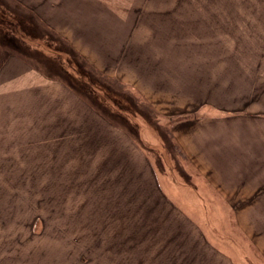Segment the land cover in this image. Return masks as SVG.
Masks as SVG:
<instances>
[{
	"label": "rangeland",
	"instance_id": "rangeland-1",
	"mask_svg": "<svg viewBox=\"0 0 264 264\" xmlns=\"http://www.w3.org/2000/svg\"><path fill=\"white\" fill-rule=\"evenodd\" d=\"M31 3L0 4V70L9 61L0 72V264H188L189 259L197 261V249L203 250L198 239L199 246L195 243L193 218L203 220L204 216L208 237L223 250L239 257L245 251L257 253L232 228L230 214L179 212L180 198L168 193L181 184H195L196 176L185 164L168 162L162 144L166 141L178 161L168 130L170 121H179L181 116L156 111L148 102L135 99L131 88L141 79L145 81L146 73L169 79L183 64L186 77L194 72L199 57L189 37L199 13L247 14L250 19L237 23L249 29L243 40L254 60L256 50L264 44V0ZM38 12L43 21L35 17ZM182 23L187 29L179 27ZM73 43L85 45L99 56L103 73L84 69ZM132 47L131 61L140 64L135 75L134 68L121 66L132 55ZM66 60L79 63L80 72L92 75L91 92H77L90 105L87 108L59 85L33 87L27 85L32 80L27 72L22 77L25 61L34 69L62 76L66 86L71 85L67 80L71 78L81 88L78 77L73 79L72 70L64 64ZM163 61L170 63V69L161 68ZM67 69L72 72L69 77ZM167 72H172L171 77ZM100 79L107 87L101 94L103 102L97 87ZM165 103L156 102L163 108ZM94 113L134 137L149 164L138 163L129 147L120 146L106 157L102 154L108 150L93 148L92 141L83 142L88 147L82 148L81 130L85 128L86 134L91 129L89 122L87 127L82 121ZM107 136L112 142H125L120 132ZM150 137H158L156 149L147 148ZM172 177L175 181L169 182ZM189 200L191 205L195 203L194 198L181 197L184 205Z\"/></svg>",
	"mask_w": 264,
	"mask_h": 264
},
{
	"label": "crops",
	"instance_id": "crops-1",
	"mask_svg": "<svg viewBox=\"0 0 264 264\" xmlns=\"http://www.w3.org/2000/svg\"><path fill=\"white\" fill-rule=\"evenodd\" d=\"M31 2L37 3V0H0V4L6 6L14 3L20 6L31 5ZM35 17L43 21V16L39 12L35 14ZM247 19H250L247 14L213 12L196 14L195 31L189 37L195 47L196 57H199L194 63V72L186 77L183 71L186 67L183 64L182 67L179 66L178 74L173 71L174 77L170 76L172 72H167L171 77L169 79H156L153 75L151 76V72L146 73L148 78L145 81L141 79L131 88L135 99L148 102L160 113L175 117L192 115L190 119L173 123L170 121L169 124L168 131L173 149L177 151L178 161L175 155L173 156L168 150L170 147H167L166 141L162 144L163 150L169 155L168 162L171 163L173 160L175 166L185 164L196 176L194 177L195 184L187 182L181 184L180 189H176L177 191L173 190L168 193L180 198L178 202L182 206L179 212L230 214L232 228L238 230L248 244L257 251V253L245 251L243 257H239L233 251L223 250L219 247L218 241L208 237L206 217L204 216L203 220L193 218L196 221L193 225L195 243L197 247L201 243L203 250L200 252L197 249L196 256L194 255L197 261L189 259L188 264L191 262L194 264H256L257 261L264 264V44L256 50L255 55L258 59L254 55L255 59L252 60L251 52L253 51L246 47L243 40L249 29H246V24L237 23ZM255 20L259 21L260 18ZM46 22L50 25L48 20ZM165 26L169 27L168 29L171 28L169 24ZM165 26L162 25L163 28ZM179 27L187 29L184 23ZM54 33L59 37L58 31ZM72 48L82 54L78 56L76 52L75 56L81 60L84 69L89 71L90 68H96L99 74L103 73L101 71L104 67L103 61L99 56H95L89 47L82 44L77 46L73 43ZM131 50L132 55L121 66L128 69L134 68L132 73L135 75V70L140 67V64L136 60L135 63L131 61L134 54L133 47ZM1 51H6V49L2 48ZM56 52L62 51L56 50ZM112 54L115 52L113 51ZM112 57L113 55L109 59L113 60ZM122 57L123 54L119 59L122 60ZM95 58H100V61H94ZM8 62L3 64L0 72L8 66ZM64 64L70 71L72 70L73 79L78 77L79 82L82 83L81 88L67 77L71 85L66 86L62 76L54 72L49 75L40 67L34 69L30 63L26 64L25 61L22 62V77L27 72L32 79L27 85L33 87L59 85L87 108L89 104L87 105L85 99L77 92H91L93 86L91 73L80 72L79 63L78 65L71 64L70 60H66ZM161 68L165 69L164 71L170 69V63L163 61ZM66 71V76L72 75L68 69ZM110 76L113 77V75ZM114 79L119 81L117 78ZM124 84L127 83L124 82ZM97 87L99 100L103 102L101 94L104 91L107 92V87L103 86L101 79ZM93 92L95 93L94 90ZM162 101L166 102L164 108L156 104ZM89 115L82 121L87 127L88 122L91 125V129H87L88 133L83 134L85 128L81 130L82 148L88 147L83 142L92 141L93 148L100 149L101 147L103 151L108 150L105 155L102 154L106 157L118 152L121 147H129L133 149L138 163L149 164V159L134 137H130L123 129L114 126L110 120L107 122L102 114ZM108 132L122 133L125 136L123 138L125 142L122 140L121 144L116 141L112 142L107 136ZM77 134L79 135L78 132ZM158 145H160L158 137H150L147 141L149 150L156 149ZM172 179L175 181L172 177L169 178V182H172ZM182 196L194 198L195 203L191 205L192 200H189V205H184L181 201ZM181 217L186 219V215H181ZM228 242L234 246V241L231 242L230 237Z\"/></svg>",
	"mask_w": 264,
	"mask_h": 264
},
{
	"label": "trees",
	"instance_id": "trees-1",
	"mask_svg": "<svg viewBox=\"0 0 264 264\" xmlns=\"http://www.w3.org/2000/svg\"><path fill=\"white\" fill-rule=\"evenodd\" d=\"M2 6L4 7H7L6 5L2 4ZM23 6H27V5H23ZM7 11V10H6ZM192 116H182L180 117L178 120L181 121V120H187V119H190Z\"/></svg>",
	"mask_w": 264,
	"mask_h": 264
}]
</instances>
